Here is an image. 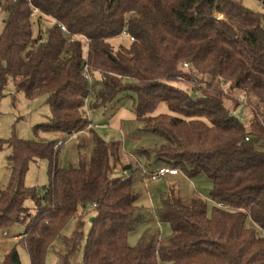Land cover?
Instances as JSON below:
<instances>
[{"label":"trees","instance_id":"16d2710c","mask_svg":"<svg viewBox=\"0 0 264 264\" xmlns=\"http://www.w3.org/2000/svg\"><path fill=\"white\" fill-rule=\"evenodd\" d=\"M2 5L0 102L10 83L27 100L45 97L51 115L35 132H93L88 109L106 108L130 93L136 121L165 141L153 151L155 163L212 181L211 212L204 198L185 202L170 189L161 193L155 213L171 227L168 241L148 232L131 247L129 235L143 215L134 180L117 171L143 168L122 164L119 142L94 135L90 161L75 168L59 164L56 141L13 136L6 141L11 180L0 192V232L25 226L20 242L31 264H46L62 230L89 212L83 264H264V15L234 0H0ZM33 8L46 26L37 37ZM124 33L128 43L119 41ZM160 103L172 114L154 116ZM40 159L49 162L50 184L37 198L25 177ZM29 199L34 208L25 205ZM82 227L66 239L59 264H71L81 248ZM2 264H21L17 250Z\"/></svg>","mask_w":264,"mask_h":264},{"label":"rangeland","instance_id":"374dc122","mask_svg":"<svg viewBox=\"0 0 264 264\" xmlns=\"http://www.w3.org/2000/svg\"><path fill=\"white\" fill-rule=\"evenodd\" d=\"M242 3L246 8L255 13L264 15V6L257 0H234ZM225 18L220 16L219 18ZM36 16L33 25V35L37 37L45 32L44 23H38ZM4 28L0 22V34ZM121 43H128L129 36L123 35ZM117 45L118 43L115 42ZM84 53L86 55L87 49ZM135 96L130 93L119 95L106 108L88 109L90 122L96 126L93 132L84 131L77 134L59 152V164L62 167L73 166L77 168L82 160L87 162L92 157L94 146V135L105 141L119 142L121 145V162L123 165H131L133 168L141 164L140 171L133 174L132 169L127 171H117L123 178L134 180L135 190L139 194L137 206L142 211L143 219L136 229L129 235L128 245L136 247L141 238L146 233L157 235L161 242H167L171 236V227L167 223L159 222L155 213L160 206L161 193L167 194L170 189H175L177 195L185 202H190L195 196H200L207 200L209 211L214 206L210 200L212 181L206 176L201 175L197 178H187L184 174L178 173L176 176H167L156 182L149 180L147 172L158 171L166 167L162 163H155L153 151L164 144V139L157 134L145 130L135 118L133 110ZM0 192L8 188L11 180V169L6 158L10 155V149L6 145L11 137L16 136L23 140L57 141L66 140L68 136L60 133L35 132V127L48 121L50 108L45 97L37 98L33 101L27 100L24 92H17L13 83L6 89V97L0 102ZM162 114H172L167 105L160 103L154 116ZM142 151H150L149 157L141 156ZM49 162L46 159L36 160L29 164L25 177V185L35 192L37 198L44 196L49 187ZM162 190V191H161ZM29 208H34L36 202L29 199L25 202ZM92 213L82 214L73 218L62 230L61 234L50 245L46 264H59L60 258L65 252L66 239L70 238L81 223L83 224L84 241L81 248L71 257V264H83L84 248L86 238L91 228L90 220ZM248 225H254L249 221ZM25 226L15 225L5 232H0V264L14 249L17 250L21 264H31L29 254L25 246L20 242V235L25 233ZM160 264H166L160 262Z\"/></svg>","mask_w":264,"mask_h":264},{"label":"built area","instance_id":"2783aa9c","mask_svg":"<svg viewBox=\"0 0 264 264\" xmlns=\"http://www.w3.org/2000/svg\"><path fill=\"white\" fill-rule=\"evenodd\" d=\"M11 1H16V0H11ZM40 14V11L37 9V8H33L32 12H31V19H35L36 16H38ZM0 22H4V17H3V5L0 7ZM55 21H53L54 23ZM45 23V22H44ZM61 27V30L63 32H67V29L65 26L63 25H59ZM124 35H127L126 33H124ZM130 40L132 41L133 39L130 38ZM44 41V39H43ZM85 73H88V66L85 67ZM88 80L90 82V84L93 83L94 79L90 76H88ZM96 126L90 124L89 128H94ZM77 136V134H73V135H70L68 136V138L66 140L64 139H58L56 141V144H55V149H58V150H61L63 149L66 144L72 140L73 138H75ZM178 173L177 170L173 169V168H170V167H163V168H160L158 171H150V172H147V176L149 178L150 181L152 182H156L166 176H172V175H176Z\"/></svg>","mask_w":264,"mask_h":264},{"label":"crops","instance_id":"0c3cea01","mask_svg":"<svg viewBox=\"0 0 264 264\" xmlns=\"http://www.w3.org/2000/svg\"><path fill=\"white\" fill-rule=\"evenodd\" d=\"M177 175V174H176ZM176 175H172V176H176ZM167 177V176H166ZM166 177H164V178H166ZM171 177V176H170ZM162 191V190H161Z\"/></svg>","mask_w":264,"mask_h":264},{"label":"water","instance_id":"95a60500","mask_svg":"<svg viewBox=\"0 0 264 264\" xmlns=\"http://www.w3.org/2000/svg\"><path fill=\"white\" fill-rule=\"evenodd\" d=\"M91 222H93V219H91Z\"/></svg>","mask_w":264,"mask_h":264}]
</instances>
